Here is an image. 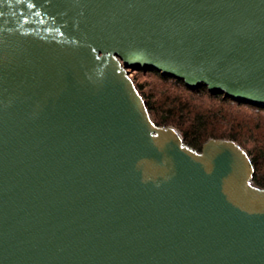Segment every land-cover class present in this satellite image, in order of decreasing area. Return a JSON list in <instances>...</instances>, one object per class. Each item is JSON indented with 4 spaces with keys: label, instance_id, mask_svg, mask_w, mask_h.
Masks as SVG:
<instances>
[{
    "label": "water",
    "instance_id": "obj_1",
    "mask_svg": "<svg viewBox=\"0 0 264 264\" xmlns=\"http://www.w3.org/2000/svg\"><path fill=\"white\" fill-rule=\"evenodd\" d=\"M140 69L264 105V0H0V264H264L248 152L156 125Z\"/></svg>",
    "mask_w": 264,
    "mask_h": 264
},
{
    "label": "trees",
    "instance_id": "obj_2",
    "mask_svg": "<svg viewBox=\"0 0 264 264\" xmlns=\"http://www.w3.org/2000/svg\"><path fill=\"white\" fill-rule=\"evenodd\" d=\"M131 75L156 125L176 127L198 151L210 138L236 141L253 161V183L264 188V105L213 93L205 84L189 87L183 79L155 69Z\"/></svg>",
    "mask_w": 264,
    "mask_h": 264
},
{
    "label": "rangeland",
    "instance_id": "obj_3",
    "mask_svg": "<svg viewBox=\"0 0 264 264\" xmlns=\"http://www.w3.org/2000/svg\"><path fill=\"white\" fill-rule=\"evenodd\" d=\"M134 71H136V70H134ZM134 71H132V72H134ZM132 75L130 74V77H131ZM132 78V77H131Z\"/></svg>",
    "mask_w": 264,
    "mask_h": 264
}]
</instances>
